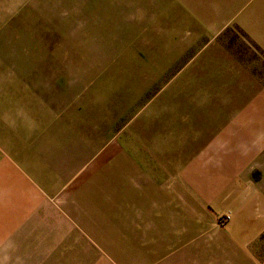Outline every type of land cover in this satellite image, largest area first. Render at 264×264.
Here are the masks:
<instances>
[{"label": "rangeland", "instance_id": "obj_1", "mask_svg": "<svg viewBox=\"0 0 264 264\" xmlns=\"http://www.w3.org/2000/svg\"><path fill=\"white\" fill-rule=\"evenodd\" d=\"M188 8L181 0H0V85L12 100H45L88 125L97 166L109 149L104 172H91L103 184L95 199L109 186L110 210L126 222L172 210L191 233L252 226L262 243L264 52L236 26L205 33ZM155 247L123 259L98 251L92 264H164ZM76 258L89 256L63 249L54 262Z\"/></svg>", "mask_w": 264, "mask_h": 264}, {"label": "crops", "instance_id": "obj_2", "mask_svg": "<svg viewBox=\"0 0 264 264\" xmlns=\"http://www.w3.org/2000/svg\"><path fill=\"white\" fill-rule=\"evenodd\" d=\"M181 1L196 12L192 15L205 33L236 26L264 52V0ZM2 87L0 252L9 254L10 264H39V260L59 264L54 258L63 249L85 251L89 256L86 263L76 258L63 264H92L98 251L109 257L105 251L118 250L121 259L133 258L136 246L140 249L141 245L161 248L155 254L166 261V252L171 250V261L184 264H264V242L258 237V228L213 227L208 229L210 234L206 229L195 234L183 227V213L179 219L180 214L172 210H144L132 224L125 221L126 213L111 212L109 186L104 200L95 199L93 188L102 180L96 181L91 174L104 172L103 161L109 164L108 147L101 150L99 168L91 160L94 139L85 122L61 117L60 112L47 109L45 100L35 105L12 100ZM71 154L76 157L71 159ZM81 171L80 178L68 179L71 172ZM198 237L201 241L195 243ZM196 244L192 253L189 247ZM46 250L54 251L47 262L40 254ZM120 261L114 262L125 264Z\"/></svg>", "mask_w": 264, "mask_h": 264}]
</instances>
